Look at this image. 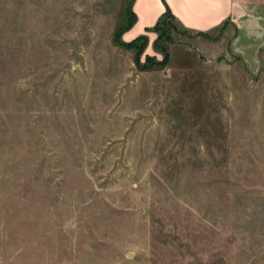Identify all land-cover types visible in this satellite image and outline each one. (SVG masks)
<instances>
[{"label": "rangeland", "instance_id": "374dc122", "mask_svg": "<svg viewBox=\"0 0 264 264\" xmlns=\"http://www.w3.org/2000/svg\"><path fill=\"white\" fill-rule=\"evenodd\" d=\"M127 2L0 0V264H264V76Z\"/></svg>", "mask_w": 264, "mask_h": 264}, {"label": "crops", "instance_id": "0c3cea01", "mask_svg": "<svg viewBox=\"0 0 264 264\" xmlns=\"http://www.w3.org/2000/svg\"><path fill=\"white\" fill-rule=\"evenodd\" d=\"M166 7L187 29V34L199 37L196 43L202 51L213 56L228 50L248 73L264 76V0H132L135 20L123 31V38L131 40L146 33V50L152 48L156 32L147 28L156 23ZM172 49L190 51L184 45H170L168 64L172 61ZM256 106L260 115L264 99H258ZM5 171L0 163V204L8 195L4 188Z\"/></svg>", "mask_w": 264, "mask_h": 264}, {"label": "trees", "instance_id": "16d2710c", "mask_svg": "<svg viewBox=\"0 0 264 264\" xmlns=\"http://www.w3.org/2000/svg\"><path fill=\"white\" fill-rule=\"evenodd\" d=\"M131 4H132V0H128L127 5H126V10L129 14L128 16V20L126 25L122 28V30H120L121 32H123L125 29H127L128 27L131 26V24L133 23V21L135 20V15L131 9ZM147 29H152L154 31L157 32V36L153 41L154 47L156 49L161 50L162 52V59L161 60H155L151 65L150 64H140L137 61L138 67H143V68H149L152 65H157V66H165L168 61H169V49H168V45L172 42L169 41L168 38L171 37V30H173L174 32H180V33H187V29L183 26H181L178 21L176 20L175 16L172 14V12L170 11V9L168 7H166V10L161 14V16L158 18V20L156 21V23L151 27V28H147ZM141 41V45L142 48H144L147 44V35L146 34H140L138 36H136L135 38L132 39V43L137 42V41ZM167 43V46L166 44ZM149 60V57L146 56V61Z\"/></svg>", "mask_w": 264, "mask_h": 264}]
</instances>
